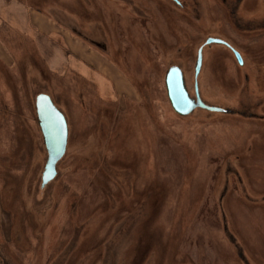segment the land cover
Segmentation results:
<instances>
[{"label": "rangeland", "instance_id": "rangeland-1", "mask_svg": "<svg viewBox=\"0 0 264 264\" xmlns=\"http://www.w3.org/2000/svg\"><path fill=\"white\" fill-rule=\"evenodd\" d=\"M15 1L34 10L62 8L82 24L101 21L119 64L97 65L134 101H115L114 88L85 64H46L48 54L65 57L62 36L39 34L46 44L37 45V36L16 27L0 7V190L16 192L9 197L0 191V211H8V217L0 216V243L9 242L13 220L21 221L26 235L12 234L24 252L14 254L9 245L13 264H52L62 253L68 264H264V105L255 106L264 102V79L259 86L251 79L241 97L239 64L219 52L202 77L214 89L213 98L204 91L206 103L233 108L242 99L259 109L255 119L202 110L179 118L163 84L167 67L178 62L191 78L190 48L179 60L174 34L182 29L193 40L191 33L207 27L203 4L220 16L223 32L245 40L248 52L264 63V0H244L234 15L227 14L228 5L224 12L220 0H196L198 15L192 8L182 10L190 19L155 0H135V11L123 0ZM231 1L232 8L237 0L227 4ZM107 92L114 101L103 95ZM41 93L67 111L78 134L90 127L88 144L99 166L86 169L80 156L69 159L71 169L52 187L54 198L39 202L44 212L37 214L30 191L26 202L19 192L34 183L24 175L31 171L35 178L44 156L34 112ZM20 127L32 137L25 138ZM29 144L32 149L23 147ZM229 169L241 181L230 177L220 203ZM37 234L42 238L35 250ZM53 248L58 250L51 258Z\"/></svg>", "mask_w": 264, "mask_h": 264}, {"label": "flooded vegetation", "instance_id": "flooded-vegetation-1", "mask_svg": "<svg viewBox=\"0 0 264 264\" xmlns=\"http://www.w3.org/2000/svg\"><path fill=\"white\" fill-rule=\"evenodd\" d=\"M155 1L157 2V5L159 7L164 8V9L169 8L176 13H180L182 16L188 17L189 19H190V15L182 12L184 7H186L188 10H190V8H192V10L195 12V14L198 15L197 9L194 8V5L196 4V0H191V1L190 0H155ZM220 1L222 4L221 6H223V9L228 5L227 14L232 13V11H233L232 15L235 14V11L237 10V8L241 4H243V2H244V0H237L236 2L234 1V6L231 8L232 1L229 2V4H227V1H229V0H220ZM123 2L127 7H129V6L133 7V11H135V9H138V6L136 8L135 0H123ZM117 3H119L118 0H117ZM204 8L206 10L204 20H205L207 27L202 28V31L200 33H198V32L191 33L190 36L192 38H194L193 40L189 39L188 35H186V33H184L182 31V29L176 30V32L174 34V37L177 39L176 40L177 41L176 57H178L179 60L184 59V55L186 53V50H188L190 48L189 57L193 56V70L191 73V78H187V75L185 73L183 66L179 65L180 63L182 64V62H178V64L169 65L167 67L164 75H163L164 88H165L164 79H165V75H166L168 69H170L171 67H178L182 72L185 87L188 90V93L192 99L195 100L196 96L198 95L204 104H206L208 106L218 107V108H221L224 110L223 112H214V113H220V114H223L225 116H235L236 114L239 113V114L245 115L246 117H249V118H251V117L254 119L258 118L257 112L259 109L252 106V104L247 102V101L244 102L242 99H240L238 102H236V105H235V103H233L232 105H235V107H233V108L219 107V106H215V105H209L208 103H206L204 91L209 93V97L213 98L210 95V91H211V93L212 92L214 93V89L210 90L202 83V79H203L202 77L204 75L203 73H204V69H205V64L206 63L211 64V61H214V57L218 52L224 53V54H231V56L235 60L236 64H239V63L236 60L234 52H237L240 55L242 63L237 68H240V70H241L240 73L242 74V78H241V82L237 86V89L239 88V90H240L239 95L241 97L244 94L247 95L248 85H249L248 83L251 81V79H252V82L256 86H259L261 84V79H264V65H262L264 63H262V62L258 63L256 61L257 58L254 57V55L256 56V53L252 54V51L248 52V49H250V48H248L244 45V43L246 42L245 40L243 41V43H240L239 41L237 42L236 40H234L232 38V36L230 34H226L225 32L222 31V21H221L220 16L217 13H214V12L212 13L211 11H209L208 10L209 7L205 4H204ZM225 9H227V8H225ZM225 9H224V12H225ZM139 10H140V8H139ZM138 12H141V11H138ZM224 12H223V14H224ZM68 15H70V14L68 13ZM60 16H61L60 19L65 20L67 22V24H68V22H71L69 25H67L65 23H64V25H65V27H68L67 29L72 35L77 37L81 42H83L86 45H89L91 48H93L100 56L105 58L109 64H119L118 61H114V59H113L114 51H113L112 45L108 39V35L104 29V25L102 24L101 21H99V22H90L89 21L88 23L82 24V23H80V21L78 22L77 20H75L73 18H69V17L65 16L64 13L60 14ZM148 18H149V16H147V13H146L144 19H148ZM56 19L58 20V18H56ZM192 22H194V21L192 20ZM233 36H235L239 40L242 39L241 37H243V36L240 37L235 32H234ZM195 37H198V38L195 39ZM262 58H264V57H262ZM198 60H199L200 67L198 69V72H196V64L198 63ZM86 65L89 66L88 64H86ZM90 68H92V67H90ZM96 69H98V68H96ZM122 75H123L122 76L123 80H125L124 82L127 84V86L130 87L134 91V89L131 87V83H130L129 78L125 74H122ZM83 77H86V76H83ZM95 78L97 80V77H95ZM101 78L104 79L105 83L107 85H110V87L112 89L113 88L116 89V91L113 89V91H114L113 94L116 95L115 101H117V100L127 101L130 99H132V101H134L133 98H131L130 95H128L129 93H125V92L120 93L119 92V90L117 89V83H115V80L113 78H109L106 76L101 77ZM89 79H91V78L89 77ZM190 79H191V83H190ZM119 84H120L119 88L122 89V83L118 82V85ZM165 92H166V88H165ZM135 94H137V93H135ZM103 95H106V98L109 99L112 94L107 92V93H103ZM166 96H167V93H166ZM209 97H208V99H210ZM110 99L112 101H114V99H112V98H110ZM249 99H250V97L247 100H249ZM147 102H148V100H147ZM260 104L262 107L264 105V102L261 103V101H260V102L256 103L255 106L259 107ZM199 110H202V111H205L208 113L211 112V111H207V110H204L201 108H197L194 111H192L191 114H189L187 116H180V115L176 114L173 110L172 111L179 118H187ZM34 112H35V109H34ZM61 112H62V114L65 118L66 124H67L68 136H67L66 150H65V154H64L63 158L57 163V166H56V173L57 174H56L55 178L52 181H50L49 183H47L44 187H42V174L44 171V167H45L48 155H47V151H46V148L44 146V143H43L42 134L40 132L39 127L37 126L36 113H35V124H36V128H37V130L41 136V145H42L43 150H44V156H42L43 158H42V160H40L41 164L38 166V169H37L38 173H37V175H35V178H34L33 173L31 171H29L28 175H26V174L24 175L27 178H29V180L34 179V183L32 185L25 183L23 185L21 191L19 192L21 194L22 200L24 202H26V200H28V194H29L28 191H30V193L32 195V198L30 201L34 200V203L36 202L37 205L39 204V202L44 203L46 201H49L51 199V197L54 198V188H52V187L57 183L56 181H58L63 176L62 175L63 173L65 174L67 171H69L71 169V165L69 164L70 162L68 161L69 159H72V161H75V159L80 156L81 157V159H80L81 160L80 161L81 166L85 167L86 169H88L90 167V169L92 170V168L99 166V164H97V162H94V160H93L92 151H93L94 147H92L88 144L89 141L87 139V132L86 131L88 129H90V127L88 128L87 126H85L84 128L80 129L81 133L79 132V134H78V131H76V129L74 128V125L72 124V118L69 116L67 111L62 110ZM20 129H21L20 132H23L24 136H26L25 138L32 137L29 135L28 129H27L26 134H25V129H23V127H20ZM82 131H85V132H82ZM20 147H22V145H20ZM23 147H29L31 149L33 148L31 144L25 145ZM63 165H65L64 168H63ZM231 173L232 172L230 171V169H229V172L226 173V175L228 176V179L226 180L224 190H223V194H220L222 197L220 203H222V200L224 199V197L227 193V186L231 182L230 177L234 176V179L236 182L241 181L238 173H236L235 175H233ZM25 182H26V180H25ZM29 187H31V190L29 189ZM5 190H6V192L3 190H0V191L2 193L3 192H5V193L9 192V197H12L14 195V193H16L15 190H13L10 187H8V189L5 188ZM1 196H2V194H1ZM9 200H11V198H9ZM262 201L264 202V197L262 198ZM42 205L43 204H40L37 206V207H39L36 210L37 214H43L42 212H44V211H42V209H41L43 207ZM2 212L4 213L5 217L6 216L8 217V214H7L8 211L6 212V210L4 209V211H2ZM23 213H24L23 215L26 216V213L25 212H23ZM223 213H222V217H223V220L225 223L224 226H227L226 225V220H227L226 214L225 213L223 214ZM38 216L39 215H37V217ZM9 229H10L9 242L7 239L6 240L7 242L0 243V251L2 253V254H0V264H13L12 252L10 249H8L9 245H11V246L13 245L12 247L15 250L14 254L22 256V254L24 253L19 248V246H20L19 240L17 241L18 242L17 243V242H14V240L12 238V234L19 232V234L22 233L23 237H25L23 239H26L25 233L22 232L23 226L21 224V221L13 220L9 226ZM36 233H39V231L37 230ZM129 233L130 232H128V234ZM32 237L34 239L33 235H32ZM40 238H42V237H40L37 234L36 240H35L36 241L35 242V244H36L35 250H37L39 244L41 245V241H39ZM69 243H70V241H69ZM69 243H68V246L70 245ZM57 250H58L57 248H53L52 252L49 253L48 256L50 257V255H51V258H53L52 256H54V254L56 253ZM108 253L109 252H106L105 257L108 255ZM110 253H109V255H111ZM64 254H66V253H62L59 256H55L56 259L53 260L52 264H68L69 259L62 258V255H64ZM68 255H69V253L66 256H68ZM60 256L63 259V262H61L62 259H60ZM75 262H74V264H76ZM48 263H49V261L47 262V264ZM244 264H246L245 261H244Z\"/></svg>", "mask_w": 264, "mask_h": 264}, {"label": "water", "instance_id": "water-1", "mask_svg": "<svg viewBox=\"0 0 264 264\" xmlns=\"http://www.w3.org/2000/svg\"><path fill=\"white\" fill-rule=\"evenodd\" d=\"M239 65L242 61L240 55L234 52ZM200 67L199 60L196 64V72ZM167 98L172 110L180 115L187 116L197 108L211 112H223L224 110L214 106H208L197 95L192 99L185 87L181 70L178 67L168 69L165 79ZM34 109L37 126L42 134L44 146L47 151V161L42 174V187L52 181L56 176L57 163L63 158L67 144V124L62 112L56 107L48 94H38L35 98Z\"/></svg>", "mask_w": 264, "mask_h": 264}, {"label": "crops", "instance_id": "crops-1", "mask_svg": "<svg viewBox=\"0 0 264 264\" xmlns=\"http://www.w3.org/2000/svg\"><path fill=\"white\" fill-rule=\"evenodd\" d=\"M1 6V9L4 10L5 14L14 21V25L16 27L20 29L22 28L23 31H29V34L32 37L37 36V40L39 39L37 45L46 44L42 39L39 38V34H45L47 36L49 33L58 32V35L62 36L65 42V48H63V51L66 54L65 57L63 52L62 55L60 54V52H56L55 56H53L52 53L48 54L47 58L44 59L46 64H51L52 62H54L53 64H75L76 66L82 67L83 64H88L89 66H86L89 68L92 67L93 71L96 72L98 76H106L112 78L106 71H103L97 65L109 64L108 61L100 56L89 45H86L77 37L72 35L68 31V27H65L64 24L61 25L60 23H58L57 19L54 18L50 13L48 14L46 10L29 9L23 3L15 0H11L10 2L6 0H0V7ZM58 11L64 13V15L69 18L77 20L78 22L81 21V18L74 14H71L67 10L59 8ZM68 13L70 15H68ZM56 24L61 25L62 27L56 28ZM116 81L117 80H115V82Z\"/></svg>", "mask_w": 264, "mask_h": 264}, {"label": "trees", "instance_id": "trees-1", "mask_svg": "<svg viewBox=\"0 0 264 264\" xmlns=\"http://www.w3.org/2000/svg\"><path fill=\"white\" fill-rule=\"evenodd\" d=\"M202 1V0H201ZM203 4V3H202ZM203 6H204V4H203ZM29 7H31V8H33L34 9V5H29ZM36 9H38V10H46V12L49 14H51L54 18H58V23H60V22H62L59 18H61V16H60V14H63L62 12H59L58 10V8H55V7H49V8H47V9H42V8H39V7H35ZM69 12V11H68ZM72 14V13H71ZM75 15V14H74ZM77 16V15H76ZM78 18V17H77ZM61 24V23H60ZM26 62H27V60H25ZM25 61H22V62H25ZM2 201H3V198H2V196H1V193H0V207L1 206H3L2 205ZM0 210H1V208H0ZM1 212L2 211H0V216H1Z\"/></svg>", "mask_w": 264, "mask_h": 264}]
</instances>
